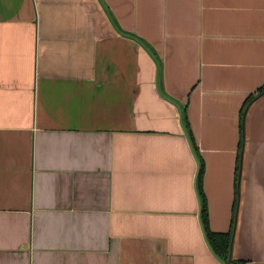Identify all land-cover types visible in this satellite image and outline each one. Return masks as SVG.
Here are the masks:
<instances>
[{"label": "crops", "instance_id": "1", "mask_svg": "<svg viewBox=\"0 0 264 264\" xmlns=\"http://www.w3.org/2000/svg\"><path fill=\"white\" fill-rule=\"evenodd\" d=\"M262 87L264 0H0V264H264Z\"/></svg>", "mask_w": 264, "mask_h": 264}, {"label": "trees", "instance_id": "2", "mask_svg": "<svg viewBox=\"0 0 264 264\" xmlns=\"http://www.w3.org/2000/svg\"><path fill=\"white\" fill-rule=\"evenodd\" d=\"M260 92H264V87L260 89ZM254 97L250 96L247 99V103L251 101ZM184 124L186 127V131L188 134V138L190 140V144L192 145V148L194 151L197 152V147H196V142L193 137L191 128L189 127V123L187 121V118L184 117ZM201 163V162H200ZM202 175H203V166L202 163L200 164V169L198 172V177H197V187H198V192L201 196V222H202V228L204 230L206 240L214 252V254L221 258L222 260H227L229 251H230V241H231V236L228 233H216L212 232L209 228L208 224V212H207V207H206V201L203 196L202 188H201V182H202ZM232 264H242V262H232Z\"/></svg>", "mask_w": 264, "mask_h": 264}]
</instances>
